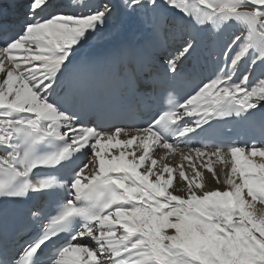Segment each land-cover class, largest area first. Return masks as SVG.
<instances>
[{
  "label": "snow or ice",
  "instance_id": "1",
  "mask_svg": "<svg viewBox=\"0 0 264 264\" xmlns=\"http://www.w3.org/2000/svg\"><path fill=\"white\" fill-rule=\"evenodd\" d=\"M80 7L0 0V264H264V160L252 159L264 158V147L215 143L181 153L179 189L176 169L152 158L155 147L177 151L217 118L264 132V0ZM233 24L242 27L230 31ZM90 38L101 51L81 56ZM188 61L193 71L201 62L213 69L134 132L103 126L109 110L83 98L90 86L112 95L132 65L161 83L186 79ZM82 151L91 163L72 170ZM213 156L231 157L224 190L202 183L203 169L219 183ZM65 165L70 177L61 175ZM63 190L68 198L47 214L42 199ZM62 232L67 239H59ZM49 244L55 247L45 261L41 249Z\"/></svg>",
  "mask_w": 264,
  "mask_h": 264
},
{
  "label": "bare ground",
  "instance_id": "2",
  "mask_svg": "<svg viewBox=\"0 0 264 264\" xmlns=\"http://www.w3.org/2000/svg\"><path fill=\"white\" fill-rule=\"evenodd\" d=\"M18 2L22 3L23 0H18ZM62 2L65 3L66 5L74 8L75 10H81L80 6L86 7L88 4L92 3L93 0H62ZM177 15H182V14L177 13ZM241 27H242V25H240V24H233L232 26H230L229 30L230 31H238ZM104 47H107V45H104ZM98 48H101L99 40L97 38H90L88 43L85 45V47L81 49V55L88 54V52L95 51V50L97 51L96 54H99L101 50H99ZM125 138L126 137H123V136L120 137V139H125ZM110 151L113 154H118L117 150H115V149H112ZM129 151H131V149H129ZM189 151L190 150H187V149H178L177 151H174V152H168L167 150L162 148L158 152H153L152 158L157 159L159 161L160 158L163 157L165 159V161L169 164V166L176 169L174 177H173V186L177 189H179L181 187V178L178 175V169L181 166V161L183 159L181 153H183L184 155H187V154H189ZM166 153H171V155H166ZM191 154L195 158V153L192 152ZM254 158L255 157H252V159H254ZM91 160H92V157H91L89 163H91ZM201 160L208 161L209 158L207 156L198 158L196 160L197 164H199ZM261 160H264V158L257 156V159L255 161L260 162ZM211 162H212V166H213L214 171L219 176V183H217L216 180L212 179V173H209L207 171V169H203V174H204L205 179H204V181H202V183L204 184V187L207 190H214L216 188H219L220 190H224V188L227 186L223 183V181H224L228 171H230L231 157H228L227 163H223L220 160H217L215 156H213V157H211ZM183 167L185 168L186 171H188L189 176H191V172L188 170V161L183 162ZM233 178L236 179L237 182H239V174L238 173L235 174ZM184 185L186 186V181L184 182ZM257 207L259 208L261 206L259 204H257ZM167 231L170 233L172 230H167ZM257 235H259V234L257 233Z\"/></svg>",
  "mask_w": 264,
  "mask_h": 264
},
{
  "label": "rangeland",
  "instance_id": "3",
  "mask_svg": "<svg viewBox=\"0 0 264 264\" xmlns=\"http://www.w3.org/2000/svg\"><path fill=\"white\" fill-rule=\"evenodd\" d=\"M167 155V154H166ZM255 160L257 159V156L254 158Z\"/></svg>",
  "mask_w": 264,
  "mask_h": 264
}]
</instances>
